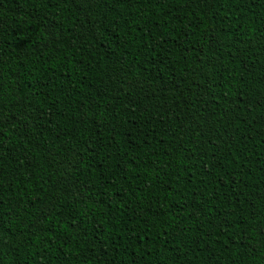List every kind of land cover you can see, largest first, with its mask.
Returning <instances> with one entry per match:
<instances>
[{"label":"trees","instance_id":"1","mask_svg":"<svg viewBox=\"0 0 264 264\" xmlns=\"http://www.w3.org/2000/svg\"><path fill=\"white\" fill-rule=\"evenodd\" d=\"M0 264H264V0H0Z\"/></svg>","mask_w":264,"mask_h":264}]
</instances>
